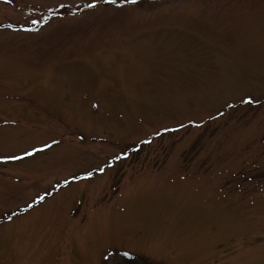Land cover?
Instances as JSON below:
<instances>
[{
  "label": "rangeland",
  "instance_id": "obj_1",
  "mask_svg": "<svg viewBox=\"0 0 264 264\" xmlns=\"http://www.w3.org/2000/svg\"><path fill=\"white\" fill-rule=\"evenodd\" d=\"M0 264H264V0H0Z\"/></svg>",
  "mask_w": 264,
  "mask_h": 264
},
{
  "label": "snow or ice",
  "instance_id": "obj_2",
  "mask_svg": "<svg viewBox=\"0 0 264 264\" xmlns=\"http://www.w3.org/2000/svg\"><path fill=\"white\" fill-rule=\"evenodd\" d=\"M111 2L115 3V0H111ZM132 2L135 3V0H132ZM91 6L94 7V5H91ZM242 102L245 103V104H251V103H253V100H252L251 97H249V98L243 100ZM38 151H42V149H34L33 152H30V153L26 152L25 155H34L35 152H38ZM10 159H14V160L15 159H23V157L13 156V157H10ZM40 199H43V197H41Z\"/></svg>",
  "mask_w": 264,
  "mask_h": 264
}]
</instances>
